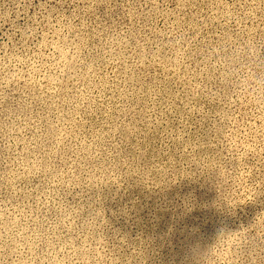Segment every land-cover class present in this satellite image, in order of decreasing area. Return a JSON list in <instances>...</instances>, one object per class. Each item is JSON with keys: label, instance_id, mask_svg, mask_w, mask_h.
I'll use <instances>...</instances> for the list:
<instances>
[{"label": "rangeland", "instance_id": "rangeland-1", "mask_svg": "<svg viewBox=\"0 0 264 264\" xmlns=\"http://www.w3.org/2000/svg\"><path fill=\"white\" fill-rule=\"evenodd\" d=\"M261 78L264 0H0V264H264Z\"/></svg>", "mask_w": 264, "mask_h": 264}, {"label": "clouds", "instance_id": "clouds-1", "mask_svg": "<svg viewBox=\"0 0 264 264\" xmlns=\"http://www.w3.org/2000/svg\"><path fill=\"white\" fill-rule=\"evenodd\" d=\"M252 90L254 93L264 92V78H261V80L257 81ZM226 227H227L226 223L221 224L218 227V233L221 231V229H226Z\"/></svg>", "mask_w": 264, "mask_h": 264}]
</instances>
